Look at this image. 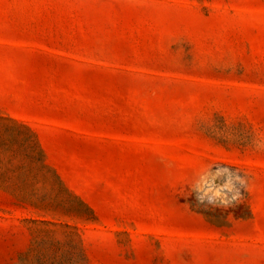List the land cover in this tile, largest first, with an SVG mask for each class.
Listing matches in <instances>:
<instances>
[{
  "label": "rangeland",
  "instance_id": "1",
  "mask_svg": "<svg viewBox=\"0 0 264 264\" xmlns=\"http://www.w3.org/2000/svg\"><path fill=\"white\" fill-rule=\"evenodd\" d=\"M0 264H264V0H0Z\"/></svg>",
  "mask_w": 264,
  "mask_h": 264
}]
</instances>
